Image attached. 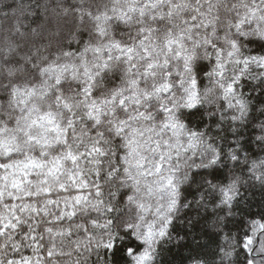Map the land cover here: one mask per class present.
Returning a JSON list of instances; mask_svg holds the SVG:
<instances>
[{
  "label": "clouds",
  "instance_id": "9594fccd",
  "mask_svg": "<svg viewBox=\"0 0 264 264\" xmlns=\"http://www.w3.org/2000/svg\"><path fill=\"white\" fill-rule=\"evenodd\" d=\"M0 165V264H264V0H0Z\"/></svg>",
  "mask_w": 264,
  "mask_h": 264
},
{
  "label": "snow or ice",
  "instance_id": "6c2138e0",
  "mask_svg": "<svg viewBox=\"0 0 264 264\" xmlns=\"http://www.w3.org/2000/svg\"><path fill=\"white\" fill-rule=\"evenodd\" d=\"M73 159H75V157H73ZM0 167H2V165H0ZM34 211H35V209H34ZM72 214L74 215V212ZM16 219L18 220L19 217L17 216ZM93 223H95V222L93 221ZM16 227H17L16 223H13V222L9 221L8 224L0 225V230H7L8 228H13L14 229ZM262 227H264V226H262ZM27 231H28L27 228H25L24 229L25 239H28ZM49 231H51V229H49ZM163 234H164L163 231H161L160 235H163ZM31 240L33 242V246H35V247H39V245L43 243L42 239L38 240L37 235H36L35 232L32 233ZM246 243H251V240L248 239L246 241ZM45 247H47V246L45 245ZM17 256H18V259L16 260V264H32V260H31L30 256L27 253L24 256H22V257H19V254L17 253ZM47 256L49 258H51L52 252L50 250L47 251ZM38 259H39V257H38ZM146 259H148V254L147 253H145L144 255H142L139 258L140 264H143V261L146 260ZM8 264H12V260H9Z\"/></svg>",
  "mask_w": 264,
  "mask_h": 264
}]
</instances>
